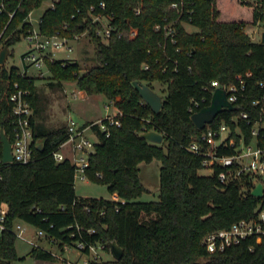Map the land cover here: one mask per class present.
I'll list each match as a JSON object with an SVG mask.
<instances>
[{
  "label": "trees",
  "instance_id": "16d2710c",
  "mask_svg": "<svg viewBox=\"0 0 264 264\" xmlns=\"http://www.w3.org/2000/svg\"><path fill=\"white\" fill-rule=\"evenodd\" d=\"M101 1L105 9L97 7ZM171 1L59 0L40 17L39 30L44 35L73 38L87 31L94 41L95 64L88 68L78 61L46 58L51 74L48 85L62 88L64 81H73L87 95L103 94L120 112V125H111L108 136L98 131L99 141L89 155L85 174L92 181L105 183L123 201L76 194L74 164L68 158L56 161L53 157L68 136L67 124L50 128L39 120L36 78L16 65L8 69L0 65V97L5 88L9 92L26 89L25 97L33 108L32 159L0 164V204L7 205L0 231V264H14L18 258L13 229L16 220L42 230L60 248L84 241L86 245L103 243L109 250L108 242L116 240L123 255L105 264H264V234L247 237L223 251H208L202 243L207 233L254 216L260 197L251 193L250 175L222 182L216 164L211 174H200L204 156L187 149L191 141L200 140L203 131L192 121L189 105L192 99L204 97L198 111L210 103L213 79L237 85L243 80L244 89L237 109L223 108L210 126L217 129L225 123L233 130L238 124L245 140L251 139V124L259 116L264 119V113L252 104L261 94L258 81L264 79V43L251 39L245 31L246 20L222 19L217 0H185L193 11L181 20L198 30L187 31L179 21L175 43L168 40L164 48L162 32L153 27L165 16L176 17L169 8ZM260 1L261 5L252 7L253 22L264 20V0ZM42 2L9 0V11L15 12L12 17L0 15V34L2 39L7 37L4 43L10 48L28 33L31 25L25 19ZM91 5L96 6L94 12L113 16L110 23L114 30L106 42L95 33L100 25L91 21ZM133 29L136 34L131 36ZM142 63L149 67L143 68ZM134 80L149 86L154 81L166 84L159 112L154 113L142 100ZM11 106V101L0 99V128L9 140L13 124L7 115ZM241 111L250 113L251 123L242 118L233 121ZM152 129L163 134L161 143L139 137L141 131ZM231 135L238 140L233 131ZM258 137L264 144V128ZM38 141H43L42 149L37 148ZM205 145L202 142L203 148ZM1 149L0 140V155ZM216 151L231 154L234 147L218 145ZM153 158L161 161L158 199L139 200L146 187L138 165ZM30 254L40 260L56 259L51 250L38 244L32 246Z\"/></svg>",
  "mask_w": 264,
  "mask_h": 264
},
{
  "label": "built area",
  "instance_id": "2783aa9c",
  "mask_svg": "<svg viewBox=\"0 0 264 264\" xmlns=\"http://www.w3.org/2000/svg\"><path fill=\"white\" fill-rule=\"evenodd\" d=\"M47 8H54L56 3L59 0H48ZM248 1V0H247ZM98 8L105 9V2L101 1L98 5ZM96 6L91 5L88 9V12L93 23H98V26L95 29V33L98 36H102L106 39L110 36L111 32L114 30V27L111 25V20L113 18L110 13L94 12ZM169 8L173 9L176 12V17L169 18L165 16L162 22H156L154 24V30L161 31L164 36L163 47L167 45L169 40L171 43H175L177 26L176 24L181 21V23L189 24L188 21L181 20L184 14L190 17V14L193 11V8L189 6L185 0H172L169 4ZM33 11V10H32ZM32 11H30L25 19L29 22L31 27L28 28V33L23 37L30 43V48L23 53L21 56L22 61V71L27 73V65L34 63L37 67L40 66L41 60L44 58L46 64V58L55 59L48 57V54L41 55L42 52L55 51L65 49L70 50V46L67 44L69 38L65 36H59L57 34L47 36L40 32L39 23L40 17L34 18L32 16ZM15 10L9 11V0H0V15L7 13L10 17L13 16ZM137 12L139 9L137 8ZM9 22L6 23L4 29L7 27ZM136 34V30L133 29L130 32V35L133 36ZM2 33L0 34V50L5 45L6 38H1ZM169 57H167L168 59ZM5 63V62H4ZM0 64V65H4ZM5 66V65H4ZM6 67V66H5ZM143 68H148L147 63H142ZM7 69L9 67H6ZM14 86L17 87V83H14ZM210 86L213 87L212 93L215 88L222 87L226 90L227 100L237 106V101L242 94L244 89V82L240 80V84L235 83L222 84L218 80L213 79L210 81ZM258 86L261 89V94L259 97L252 100L254 106L259 107L261 114L264 113V79L258 81ZM28 93L26 89H17L9 92L7 88L4 89L3 95L0 97L6 98L12 102L11 111L8 112L7 118H11L13 124L12 130V140H9V137L6 135L3 128H0V133L3 132L5 136L10 141L11 146V155L12 159L10 161H3L2 149L0 155V164L8 162H28L33 157V127L31 125V117L33 115V108L29 104L25 95ZM73 96H76L77 92L74 90L71 93ZM205 101V98L202 97L198 99H192L191 104L189 105V111L192 113L197 111L196 108ZM110 103L113 104L111 101ZM114 105V104H113ZM106 114L94 121H88L85 123L78 122L74 117L69 116L67 119V129L68 136L64 142H62L57 150L53 152V157L56 161H62L68 158L72 164L75 166V178L80 175L83 178H87L85 174V168L89 164V155L94 151L95 143L99 141L98 131L103 132L105 136L110 134L111 125H120V120L117 115L120 113L118 109L114 112L111 111L112 106L106 104ZM238 118H242L246 123H251V115L246 111H241L237 116L233 118V121L237 123ZM96 126L97 129L94 127ZM264 128V119L259 116L251 124L250 132L251 139L246 141L243 130L238 124L232 130L229 125L222 123L219 128H212L209 124L203 129L200 140H193L187 145V149L193 153H201L204 158L202 160V166L204 168L213 169L216 164L220 167L218 172V177L222 182H231L241 178L243 175H250L252 177V187L251 191L255 188L258 183L262 184V194L260 197V202L258 203L254 216L250 218H241L234 221L229 227L219 228L212 232L207 233L203 239L202 243L206 246L208 251H223L226 247L237 244L243 239L258 235L264 234V144L259 140V131ZM228 130L227 135L223 133ZM232 131L234 134L238 135V140L231 135ZM96 136L95 140L91 139V134ZM219 139V141H218ZM0 140L2 138L0 135ZM202 142H205L206 145L203 148ZM233 146L234 151L231 154H218L216 151V146ZM67 146V148H65ZM93 148V149H91ZM68 150V151H67ZM115 200H121L120 198H114ZM7 214V205L5 203L0 204V226L3 227V221L5 215ZM18 230L16 234L22 236V230H20V225H16ZM88 232H93L94 229H87ZM39 236L44 235L42 230H37ZM75 248L79 252L84 254L93 253L92 257L97 256L98 247L96 243L88 244L84 241H77L75 245L63 244V249L67 250L69 248ZM87 247L88 252H83V249ZM105 245L101 243L100 249L103 250ZM67 264H74L72 261H66ZM90 262L85 259L83 264H89Z\"/></svg>",
  "mask_w": 264,
  "mask_h": 264
},
{
  "label": "rangeland",
  "instance_id": "374dc122",
  "mask_svg": "<svg viewBox=\"0 0 264 264\" xmlns=\"http://www.w3.org/2000/svg\"><path fill=\"white\" fill-rule=\"evenodd\" d=\"M243 2L245 4H242L240 0H217V5L222 11L221 18L225 20H246L247 25L245 31L250 35L252 40L260 41L261 34L264 30V20L259 19L256 22L252 21V7L254 5H261V1L243 0ZM48 3V0H43L41 5L32 11V16L37 18L42 15L47 9ZM184 27L187 31L191 32L198 30L197 27L191 24H184ZM101 40L103 42L107 41V39L102 36ZM67 44L70 46V50L61 49L54 53L52 51H46L42 52L41 55L48 54V57L50 56L51 58H65L70 61H78L84 68H88L95 64V44L87 31L75 35L73 38H69ZM29 48V41L22 38L11 46L10 49L13 50V54L8 55L4 65L10 67L11 65L17 64L22 67L21 56ZM27 74L36 78L41 101L38 119L42 120L47 127L54 128L65 123L67 124L68 114L75 117V119H78L80 122H84L86 118H98L107 112L105 107L106 102L112 106V112L116 110L114 108L115 106L108 102L103 94L89 95L87 98H81L80 95L77 94V96L74 97L71 93L72 90L76 91L77 87L73 82L64 81L62 88H51L48 85L51 74L44 62V58L41 60V64L38 67L34 63L28 64ZM151 85V87L163 98L166 94V84L154 81ZM69 102L72 106L71 109L69 107ZM227 134L228 130L223 133V135ZM91 139H96V136L93 133L91 134ZM65 148H67V146ZM138 166L140 179L146 187V190L143 191L138 199L144 201L157 200L159 194L161 161L157 158H153L150 161L140 162ZM199 173L205 175L211 174L212 169L201 168ZM75 192L80 196L103 197L107 199L118 197L115 192L112 193L108 190L105 183L92 181L89 178H83L80 175L75 178ZM22 224L25 225L23 234L26 237L17 235L15 239L18 258L14 261V264H66L65 262L68 260L78 261L79 264H82L85 259H87L88 262L92 261L93 264H105V262L115 260L111 255L110 250H107L106 248L103 250L100 249V242H96V246L98 247L97 256L92 257L93 253L84 254L72 247L67 250L60 248L58 244L53 243L44 235L39 236L37 234L38 229L34 225L27 222H23ZM34 242L47 250H51L56 255V259L54 261H47L33 257L30 254V250L35 244Z\"/></svg>",
  "mask_w": 264,
  "mask_h": 264
},
{
  "label": "water",
  "instance_id": "95a60500",
  "mask_svg": "<svg viewBox=\"0 0 264 264\" xmlns=\"http://www.w3.org/2000/svg\"><path fill=\"white\" fill-rule=\"evenodd\" d=\"M260 42L264 43V30L261 34V40ZM11 50L9 45L5 44L1 50H0V64H3L7 58V56L10 54ZM133 86L138 90L140 97L142 100L148 104L151 108V110L154 113H157L160 111L163 103L162 96L156 92L151 86L148 84L134 80ZM228 108L231 110L237 109V106H234L227 100L226 96V90L222 87H217L214 89L210 103L198 111H195L191 114V119L195 123V125L202 129L206 126V124H209L213 121V119L216 117V115L223 109ZM2 138V157L3 161H10L12 159L11 155V146L10 141L5 136L3 132L0 133ZM139 137L144 138L148 141L154 142V143H161L163 140V134L157 130H146L141 131L139 133ZM36 146L38 149H42L43 147V141L36 142ZM251 193L257 197L261 196L262 194V184L258 183L255 188L251 191ZM109 250L111 255L115 260H118L123 255V247L120 246L116 240H110L108 242Z\"/></svg>",
  "mask_w": 264,
  "mask_h": 264
},
{
  "label": "crops",
  "instance_id": "0c3cea01",
  "mask_svg": "<svg viewBox=\"0 0 264 264\" xmlns=\"http://www.w3.org/2000/svg\"><path fill=\"white\" fill-rule=\"evenodd\" d=\"M10 47V46H9ZM11 50V49H10ZM8 57V56H7ZM7 59V58H6ZM6 61V60H5ZM14 65H16V66H18V67H20L19 65H17V64H14ZM21 68V67H20ZM70 82H73V81H70ZM74 83V85H76L75 84V82H73ZM63 85H64V82H63ZM77 87V86H76ZM73 91V90H72ZM75 91V90H74ZM75 92H77V94L78 95H80V97L81 98H87V97H89V95H87L83 90H80L78 87H77V90L75 91ZM77 94H76V96H77ZM76 96H74V97H76ZM106 100L108 101V102H111V100H109V99H107L106 98ZM107 104V102L105 103V105ZM69 107H70V109L72 108V106H71V103L69 102ZM115 109H116V107H114ZM70 111V110H69ZM106 113H104L103 115H101L100 117H98V118H86L85 120H84V122H80V121H78V119H76L78 122H80V123H85V122H88V121H94V120H98V119H100V118H102L104 115H105ZM70 115L68 114V117H69ZM68 117H67V119H68ZM75 118V117H74ZM119 198V197H118ZM24 221H22V220H16V222H15V224H14V231L15 232H17L18 230L16 229V225L17 224H19L20 225V230H22V235H23V237H26L23 233H24V230H25V225L24 224H22ZM35 243V242H34ZM36 244V243H35ZM69 261H71V260H69ZM74 264H79L78 263V261H72ZM66 263V262H65ZM67 264V263H66ZM83 264V263H82Z\"/></svg>",
  "mask_w": 264,
  "mask_h": 264
}]
</instances>
